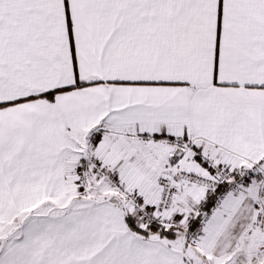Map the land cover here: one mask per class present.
Returning a JSON list of instances; mask_svg holds the SVG:
<instances>
[{"label":"snow or ice","instance_id":"1","mask_svg":"<svg viewBox=\"0 0 264 264\" xmlns=\"http://www.w3.org/2000/svg\"><path fill=\"white\" fill-rule=\"evenodd\" d=\"M0 264H264V0H0Z\"/></svg>","mask_w":264,"mask_h":264}]
</instances>
